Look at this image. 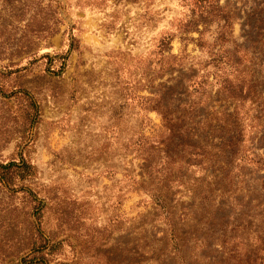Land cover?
I'll return each mask as SVG.
<instances>
[{
    "label": "rangeland",
    "instance_id": "obj_1",
    "mask_svg": "<svg viewBox=\"0 0 264 264\" xmlns=\"http://www.w3.org/2000/svg\"><path fill=\"white\" fill-rule=\"evenodd\" d=\"M153 98L184 116L197 166L162 165L173 147L125 150L140 133L164 137ZM19 160L33 168L22 183L43 205L50 264H178L154 252L163 210L129 186L162 176L183 183L159 188L188 264H258L264 0H0V163ZM33 207L0 191V264L29 254L11 256Z\"/></svg>",
    "mask_w": 264,
    "mask_h": 264
},
{
    "label": "trees",
    "instance_id": "obj_2",
    "mask_svg": "<svg viewBox=\"0 0 264 264\" xmlns=\"http://www.w3.org/2000/svg\"><path fill=\"white\" fill-rule=\"evenodd\" d=\"M155 102V110H157L161 117H162V125L165 129L164 137L161 140H151L143 136L142 133L139 134L138 139L136 141V145L134 143V147L132 145H126L125 150L128 151L129 148H132L134 152L135 146H137V154L142 152L144 148L150 147V149H155L159 151L160 149L157 146H167L173 147L171 149H167L163 151L164 157L162 158V165H168V160H174L180 158L179 162L185 163L188 166L190 165H198L199 161L197 159H193L191 156L185 158V151L184 148L187 146L184 140L185 137L188 136L189 129L187 128L184 116L178 117V120L169 117L170 115L165 113L160 104L157 103L158 101L156 98L151 99ZM33 106L32 102L30 103ZM178 140L176 145L175 140ZM189 139V138H188ZM172 145V146H171ZM170 150V153H169ZM180 152V153H179ZM182 154V155H181ZM185 158V159H184ZM147 158H143V160ZM33 175V168L30 164L25 162L24 160L19 161H9L7 163H0V191L6 190L8 194L12 197L18 193H22L24 196L29 198L30 202L34 203V207L32 212L30 213V217H34L37 220V224L33 221L27 220L25 221L24 227L22 228V238H20V231L18 232L19 236L15 243L12 244L13 251L12 257H19L21 252L24 250L29 251L25 257H22L17 261L15 264H50L51 261L49 256L51 255L52 251L56 248L55 246H51L49 241L46 240L43 232H42V225H41V218L43 212V205L37 199L36 193L32 192L30 189L26 188L23 185V181L30 179ZM132 184L130 188L135 190H143L147 196L149 197V203L156 205L158 208L162 209L161 214L158 216L162 217V221L164 222L165 229L162 232V236L157 239V243L159 248L154 249V252L158 251V254H167L168 256L175 257L178 261V264H188V259L186 255L187 246L189 244V239L185 237L183 231H180L178 227H176V223H174L171 214L169 213V206L172 203L170 199H168L166 193L164 194L162 190L159 188L165 187L167 183H177V187H181L183 183H178V179L173 178L172 180L169 177L162 176L158 178H151L148 177L147 180L149 181V185L153 186L156 181V187H148L146 182L137 180L136 177H132ZM136 186V187H134ZM152 188V189H151ZM164 213L165 215H163ZM203 237H195L192 239L193 247L199 249L201 245L204 244ZM157 246V247H158ZM254 264L257 262V258L253 260ZM258 264H264V251L263 255L260 259H258Z\"/></svg>",
    "mask_w": 264,
    "mask_h": 264
}]
</instances>
